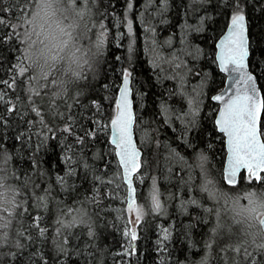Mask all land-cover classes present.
I'll use <instances>...</instances> for the list:
<instances>
[{"label":"trees","instance_id":"trees-1","mask_svg":"<svg viewBox=\"0 0 264 264\" xmlns=\"http://www.w3.org/2000/svg\"><path fill=\"white\" fill-rule=\"evenodd\" d=\"M37 1L0 0V18L13 24L22 8L29 12ZM58 4L79 32L75 42L88 51L73 66L64 57L53 63L49 55L45 63L34 64L35 73L17 75L13 66L20 62L22 43L3 39L11 29L0 24V82L11 84L16 76L14 88L0 83V176L5 185L0 193L6 199L15 196L20 205L15 210L9 206L12 215L0 212V264H264V250L255 246L264 243L257 235L259 225L245 215L232 218V207L246 205L244 194L264 191V183L248 181L244 172L235 186L223 181L224 137L216 130L218 105L211 100L225 79L215 61V42L230 21L235 0ZM239 6L247 19L249 69L264 97V0H239ZM104 30L103 47L93 56ZM144 37L154 40L159 53L169 49L165 53L183 63L178 70L182 78L171 79L173 69L150 63ZM124 71L132 78L134 131L142 151L136 195L146 192L148 197L155 181L161 202L156 212L147 201L134 242L124 235L129 230L126 186L109 141ZM42 73L51 79H30ZM185 96L197 102L194 119L186 116ZM69 126L71 132L65 131ZM201 154L207 158L203 169L198 166ZM164 229L168 239L158 243ZM241 244L252 253L247 261L243 248L233 250Z\"/></svg>","mask_w":264,"mask_h":264},{"label":"snow or ice","instance_id":"snow-or-ice-1","mask_svg":"<svg viewBox=\"0 0 264 264\" xmlns=\"http://www.w3.org/2000/svg\"><path fill=\"white\" fill-rule=\"evenodd\" d=\"M50 0H40L41 10H45L49 7ZM166 3V0H165ZM128 8H132L131 2L128 4ZM21 15L18 19H21L31 27L32 19H25L24 13L27 12L29 16H33V13L28 12L27 6L20 10ZM36 15H39L37 12ZM0 24L11 29L9 36L3 39H17L21 43H26L27 47L23 52V60L29 63L25 65L24 63L18 62L13 67L16 69V74L19 76H24L30 70L36 72L34 67V62L32 61L30 48H32L36 41L32 40V32H24L23 40H21V34L16 33V29L20 27L19 24H11L6 22L3 18H0ZM129 33L132 31V23L128 22ZM246 17L244 12L240 9L239 0H235V10L230 16V22L228 24V31L221 39L220 43L217 45L219 51L216 54V59L223 71H228L231 73L238 74L237 76L231 77L233 83L243 84L242 89H237L235 93L225 100V94H218L212 97L213 100L222 102V107L218 109V116L214 123L219 128L221 133H224L227 137L228 145V165L224 170L223 179L227 185L235 186L237 181V174L243 169L247 173L246 179L248 181L256 180L264 183V132H261L259 127V121L261 113L264 112V97L259 94V91L255 84L254 77L245 71L246 69V58L248 56V40L246 36ZM104 44L103 33L99 38H97L95 49L96 51L92 53L96 56L100 53L101 48ZM67 48V41L62 42L60 47V52H63ZM75 56V53H72ZM53 63L63 60V56L53 54L51 56ZM88 64V61H85ZM55 71V68L52 69ZM79 77L80 73H75ZM129 76L130 73L127 71L123 72V85L120 88L119 96L115 99L116 112L110 121L112 129V143L116 146V155L119 157V164L123 166V179L127 182L128 197L125 202L127 204L126 211L130 215H135L136 222L139 223L143 211L141 206L137 205L135 201V188L133 187V174L138 173L139 169L143 166L140 160V152L136 148L132 140V125H133V113L131 110V101L129 100ZM30 79H35L38 81H49L51 79L50 73H42L41 75L33 76ZM56 83L55 80L51 81ZM9 88H14L16 85V76H13L12 83L9 84L8 81H2ZM46 87V85H45ZM231 90V86H229ZM30 92L35 91L34 89H29ZM37 96L40 92H35ZM31 99V97H29ZM0 100H3V93H0ZM95 103V102H94ZM193 101H189V105H192ZM162 110L166 111V108L162 105ZM15 106H10L7 110L9 112L14 111ZM32 111L40 117V122L43 123V116L41 115L38 107H33ZM198 108H191L190 112L186 115L193 116L198 113ZM67 132H71V128L66 127L64 129ZM207 158L204 155H199V167L204 168ZM63 182L62 177L58 178ZM4 177L0 176V188H4ZM142 182V181H141ZM204 190H207V184L204 186ZM247 203L242 206L237 213L238 215H245L248 219L254 221L259 225L257 235L264 240V191L256 192L250 191L244 194L243 197ZM42 199V198H41ZM151 206L156 212L161 210V202L159 199V191L155 186V181H153V186L150 193ZM189 203L195 204V200L189 201ZM9 206L15 210L20 207L15 201V196L12 199H6L4 193H0V212L12 215L9 210ZM71 211V209H69ZM63 227H71V224H63ZM131 223V220H129ZM34 226H38V218L34 222ZM40 234L43 235L44 229H39ZM60 229H57L59 232ZM89 236L93 233L89 230ZM124 235L130 237L131 241L137 239L136 232L134 230H126ZM167 229L163 230L162 243L163 240L168 239ZM255 244V240L252 241ZM17 242V247H20ZM256 248L259 250H264V243L255 244ZM243 248V255L247 261L252 257V253L247 251L243 245L235 247L233 250L237 253L241 252ZM252 264H255L253 260Z\"/></svg>","mask_w":264,"mask_h":264},{"label":"rangeland","instance_id":"rangeland-1","mask_svg":"<svg viewBox=\"0 0 264 264\" xmlns=\"http://www.w3.org/2000/svg\"><path fill=\"white\" fill-rule=\"evenodd\" d=\"M29 12L33 13V16H29L28 13H26L24 18L32 19L31 27L26 23H24V21L21 19L14 20L13 24L20 25V27H18L15 31L18 34H21V40H23L22 34L24 32H30V31L32 32V40L36 41V44L32 48H30L31 57L34 64L39 61L40 64L45 63L44 61H47L46 58L49 55L57 54L68 59L67 60L68 63L72 65L73 60H75L77 56L86 55L88 51L86 52L85 50L81 49L80 45L75 42L77 39L76 38L74 39L73 37L74 33L75 36H77L79 32H76V30L73 29L74 27L69 18L68 19L63 18L64 12L60 8L58 4V0H50L49 7L43 11L40 8V0H38L34 6V9ZM37 12L39 13V15H36ZM126 29H127V36L128 38H130L131 33H129L128 30V22L126 25ZM105 34L106 31L104 30L103 35ZM63 41H67V48H65L63 52H60L59 49L62 46ZM143 44H144V48H146L147 54L150 56V63L154 67H157L160 70L173 69L174 76L168 75V77L171 79L176 78V80L182 78V75L179 73L178 70L182 67L183 63L182 62L179 63L175 61L174 57H169L167 53H165L166 51H169V49H167L164 53H159V51H157V48L152 47V45H154L155 42L151 37H144ZM26 47L27 44L22 43V53L20 56L21 57L20 62L24 63L25 65L29 63L28 61L23 60V52ZM72 53H75V56H73ZM190 100L193 101L192 105H189ZM184 101H185V107L187 109V113L190 112L191 108H198L197 102L194 99V97L189 98V96H185ZM145 193L146 192H143L141 194L142 197H138L136 199L137 205L141 206L142 208L143 215L147 208L146 207L147 201L151 204L150 194H148V197H145L143 196ZM233 209L234 207H232L233 212L231 211L233 219L237 218V216H242L237 214L240 210V207L237 204L235 206V209L234 210ZM127 216H128V221L131 220V223H129V230H134L137 233V226L139 223L136 222L135 215H130L127 212Z\"/></svg>","mask_w":264,"mask_h":264},{"label":"water","instance_id":"water-1","mask_svg":"<svg viewBox=\"0 0 264 264\" xmlns=\"http://www.w3.org/2000/svg\"><path fill=\"white\" fill-rule=\"evenodd\" d=\"M246 17V16H245ZM230 22V21H229ZM229 24V23H228ZM228 24L226 26V28L224 29V31L221 33V35L217 38L216 42H215V54H214V57H215V61H216V64H217V67H218V70L224 74L225 76V79H224V84L223 86L218 90L216 91L215 93H213L211 95V100L213 102H215L217 105H218V108H217V112H216V115H215V118H214V121L215 119L217 118L218 116V109L220 107H222V102H218V101H215L212 99L213 96L215 95H218V94H222L224 93L225 94V100L228 98V96H231L235 93V91L239 88V89H242L243 88V84H237V83H233V80L231 77H234V76H237L238 74L236 73H231V72H228V71H223L219 65V62L217 61L216 59V54L217 52L219 51L217 45L220 43L221 39L223 38V36L226 34V32L228 31ZM246 27H247V31H246V36H247V40H248V53L250 52L249 51V37H248V26H247V19H246ZM248 57H249V54L246 58V69L245 71L248 72L249 74H251L254 79H255V84H256V87L259 91V94L263 97L262 95V92H261V89L259 87V84H258V81H257V78H256V75L249 69V64H248ZM131 83H132V78H131V75L129 76V84H128V87H129V100L131 101V110H132V113H133V125H132V140H133V143L134 145L136 146V148L138 149V151L140 152V160H141V157H142V151L141 149L139 148L138 144H137V141H136V137H135V131H134V126H135V113H134V106H133V97H132V86H131ZM123 85V76L121 78V82H120V85H119V88L117 90V93H116V97L115 99L119 96V93H120V88L122 87ZM229 86H231V90H229ZM115 112H116V108H115ZM115 115V113H114ZM113 115V116H114ZM262 115V113H261ZM113 118V117H112ZM260 119H261V116H260ZM215 124V123H214ZM216 126V125H215ZM259 127H260V121H259ZM216 130L221 133L219 131V128L216 126ZM224 137V148H225V158H224V164H223V168H222V175H224V170L227 168V165H228V145H227V137L224 133H221ZM112 136H113V133H112V129H111V125L109 123V141H110V144L113 146L114 148V153H115V156H116V159H117V162H118V165L120 167V172H121V177H122V181L123 183L125 184L126 186V198L128 197V191H127V182L124 181L123 179V166L119 164V157L116 155V146L115 144L112 143ZM141 169V168H140ZM139 169V171H140ZM138 171V172H139ZM244 172L245 174L246 171L245 170H241L238 174H237V181L239 180V176L240 174ZM137 173H134L133 174V187L135 188V201H136V198H137V195H136V186H135V181H134V177ZM262 174V173H261ZM224 181V179H223ZM225 182V181H224ZM226 183V182H225ZM127 205V204H126Z\"/></svg>","mask_w":264,"mask_h":264},{"label":"bare ground","instance_id":"bare-ground-1","mask_svg":"<svg viewBox=\"0 0 264 264\" xmlns=\"http://www.w3.org/2000/svg\"><path fill=\"white\" fill-rule=\"evenodd\" d=\"M96 25V24H95Z\"/></svg>","mask_w":264,"mask_h":264}]
</instances>
